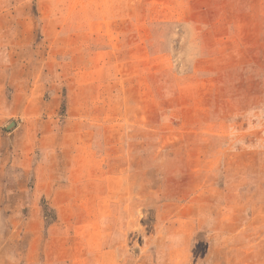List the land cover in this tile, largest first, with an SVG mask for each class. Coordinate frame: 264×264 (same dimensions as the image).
<instances>
[{
  "label": "rangeland",
  "instance_id": "rangeland-1",
  "mask_svg": "<svg viewBox=\"0 0 264 264\" xmlns=\"http://www.w3.org/2000/svg\"><path fill=\"white\" fill-rule=\"evenodd\" d=\"M0 264H264V0H0Z\"/></svg>",
  "mask_w": 264,
  "mask_h": 264
}]
</instances>
